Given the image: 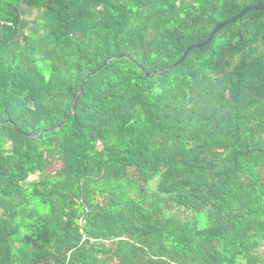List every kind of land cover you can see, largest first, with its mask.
<instances>
[{
	"label": "trees",
	"instance_id": "obj_1",
	"mask_svg": "<svg viewBox=\"0 0 264 264\" xmlns=\"http://www.w3.org/2000/svg\"><path fill=\"white\" fill-rule=\"evenodd\" d=\"M260 1L0 0V264H264Z\"/></svg>",
	"mask_w": 264,
	"mask_h": 264
},
{
	"label": "water",
	"instance_id": "obj_2",
	"mask_svg": "<svg viewBox=\"0 0 264 264\" xmlns=\"http://www.w3.org/2000/svg\"><path fill=\"white\" fill-rule=\"evenodd\" d=\"M259 11H264V4L262 3V1H260V2H259L256 6H254V7H247V8H245V9H244V10H243L238 16H236V17L230 19L229 21H227V22H225V23L219 25L218 27H216V28L214 29V31L211 33V35H210V37L208 38V40H207L205 43H202V44H199V45H194V46H191V47L187 48V50L185 51V53H184L182 59H181L178 63H176L173 67H176V66H179V65L183 64V63L186 61V59H187V57H188V55H189V53H190L191 51H193V50H197V49H202V48L208 46V45L213 41L214 37H215V36H216V35H217L222 29L226 28V27L229 26V25H232V24L236 23L238 20L242 19L243 17H245V16H246L248 13H250V12H259ZM108 62H109V61H108ZM108 62H107V63H108ZM173 67H172V68H173ZM80 99H81V93L79 94V96H78V98H77V101H76V103H75L74 106H73V109H72V113H71V115H73V114L75 113L76 108H77V106H78V104H79V102H80ZM28 136L31 137V138H35V137H37V136H35V135H33V134H29Z\"/></svg>",
	"mask_w": 264,
	"mask_h": 264
},
{
	"label": "rangeland",
	"instance_id": "obj_3",
	"mask_svg": "<svg viewBox=\"0 0 264 264\" xmlns=\"http://www.w3.org/2000/svg\"><path fill=\"white\" fill-rule=\"evenodd\" d=\"M22 11L24 13V19L29 20V21H34V20H40L43 10H36V9H30L27 7H22ZM37 178V175H33L30 177V181H33ZM157 180L152 181V186L156 185ZM96 198H99V195L96 196ZM125 198V197H123ZM123 200V199H122ZM125 200V199H124ZM263 247L259 251V255L264 257V241H262Z\"/></svg>",
	"mask_w": 264,
	"mask_h": 264
},
{
	"label": "clouds",
	"instance_id": "obj_4",
	"mask_svg": "<svg viewBox=\"0 0 264 264\" xmlns=\"http://www.w3.org/2000/svg\"><path fill=\"white\" fill-rule=\"evenodd\" d=\"M82 221H80V225H81Z\"/></svg>",
	"mask_w": 264,
	"mask_h": 264
}]
</instances>
